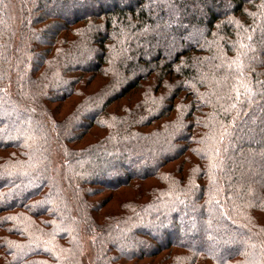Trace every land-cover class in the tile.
Wrapping results in <instances>:
<instances>
[{
    "label": "trees",
    "instance_id": "obj_1",
    "mask_svg": "<svg viewBox=\"0 0 264 264\" xmlns=\"http://www.w3.org/2000/svg\"><path fill=\"white\" fill-rule=\"evenodd\" d=\"M0 264H264V0H4Z\"/></svg>",
    "mask_w": 264,
    "mask_h": 264
},
{
    "label": "snow or ice",
    "instance_id": "obj_2",
    "mask_svg": "<svg viewBox=\"0 0 264 264\" xmlns=\"http://www.w3.org/2000/svg\"><path fill=\"white\" fill-rule=\"evenodd\" d=\"M3 2H4V0H0V4H2ZM249 39H251V37H249ZM242 47H243V45H242ZM234 63H235V62H234ZM230 67H231V65H230ZM240 87H245V89H246V94L249 96V98H251V95H252V91H251V89H250V88H247L246 85H244V84H241ZM236 94H237V99H239V96H240L239 88H237V90H236ZM232 107L235 108V105H232ZM212 167H216V165L213 164ZM10 219H15V217H12V218H10Z\"/></svg>",
    "mask_w": 264,
    "mask_h": 264
}]
</instances>
